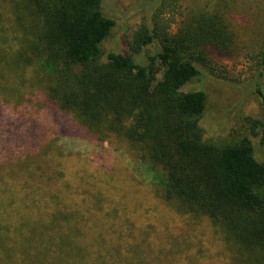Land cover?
I'll return each instance as SVG.
<instances>
[{"label": "trees", "instance_id": "obj_1", "mask_svg": "<svg viewBox=\"0 0 264 264\" xmlns=\"http://www.w3.org/2000/svg\"><path fill=\"white\" fill-rule=\"evenodd\" d=\"M7 1L19 36L0 37L3 105L16 94L17 102L24 101L21 90L25 74L31 72L41 90L30 99L33 106L73 117L101 146L111 138L127 141L139 159L136 170L155 187L161 204L176 216L208 220L220 233L232 264H264V161L257 159L251 136L234 142L207 140L201 123L207 93L203 87L186 90L207 80L205 69L214 56H230L234 40L224 16L194 12L174 32L177 21L163 20L160 8L153 24L144 22L136 29L129 53L104 55L102 45L116 25L104 11V0ZM258 58L264 71V48ZM9 74L15 75L11 90ZM6 91L13 94L1 95ZM256 92L264 110L260 84ZM17 121L22 122L21 116ZM16 123L0 124V264H152L145 238L135 237L125 247L109 243L103 229L123 228L126 213L110 206L105 212L102 192L91 200L103 217L117 221L107 224L102 217L89 239L79 225L80 214L62 201H56L52 212L42 203L46 198L31 206L33 195L23 192L39 183L31 163L43 158L47 165L50 160L43 157L48 151L39 150L47 131H38L35 121L27 131H12L9 127ZM252 124L251 135H260L264 144V121ZM128 198V193L121 196L123 201ZM27 241L33 246L22 249V260L17 245ZM96 246L109 251L110 260L95 254ZM170 247L177 255L182 251L180 244Z\"/></svg>", "mask_w": 264, "mask_h": 264}, {"label": "rangeland", "instance_id": "obj_2", "mask_svg": "<svg viewBox=\"0 0 264 264\" xmlns=\"http://www.w3.org/2000/svg\"><path fill=\"white\" fill-rule=\"evenodd\" d=\"M160 8L163 20L173 17L177 21V25L173 24L171 28L174 32L181 26L180 22L194 12L218 11L224 16L234 40L230 56H214L210 69H205L207 80L191 84L186 90L203 87L207 93L206 111L201 122L207 140L234 142L245 135L251 136L256 157L263 162L264 144H260L261 136L251 135V131L253 120L264 121V110L256 92L257 84L264 91V71L259 66L258 58L264 48V0H104L106 15L116 21L110 36L102 45L104 55L109 52L129 53L136 29L144 22L153 24V17ZM11 9L7 0H0V37L5 35L13 40L19 34L16 30L14 32ZM25 76L27 82L21 90V95H25L23 102L22 99L17 102V94L13 99L9 98L8 106H4L0 100V124L16 123L17 116H21V123L17 121L16 127H9L12 131H27L32 121L37 123L38 131H47L39 150L48 151L43 157L50 160L47 165L42 163L43 158L31 163L32 169H36L39 183L37 189L23 192L33 195L32 207H38L37 202L40 204V199L46 198L42 203L49 204L48 212H52L56 201H62L61 204H67L69 210L80 214L82 218L78 219L79 225L89 239L95 235L94 223H99L97 221L103 217L91 196L102 192L103 198H107L105 212L112 210L107 209L110 206L117 213H126L123 228L116 226L108 231L103 229L110 244H122L125 247L135 237L145 238L148 245L145 252L148 262L153 261L152 264H232L220 233L208 220L194 221L176 216L161 204L155 187L136 170L139 159L127 141L111 138L101 146L98 139L89 137L85 132L87 128L73 117L64 118L44 105L39 108L35 103L33 106L30 99L41 93L40 86L34 81V74L27 72ZM8 77L11 90L15 75L9 74ZM12 94V91H6L1 95ZM19 102L21 106H18ZM64 130L66 134L58 135ZM257 131L261 133L260 129ZM59 152H63V155H58ZM11 178L14 177L8 176L7 180ZM2 189L3 186L1 192ZM125 193L129 195L126 202L121 199ZM48 198L52 202H47ZM156 206H159V210L155 212ZM34 209L39 214L38 209ZM36 218L39 216L36 215ZM114 220L117 221L103 217L107 224L114 225ZM117 223L121 225L122 222ZM142 232L146 234L142 235ZM28 243H18V254H23L22 249L25 247L33 246ZM170 244L182 246L179 255ZM93 252L105 255L110 260L107 254L110 252L103 248L96 246ZM167 252L172 254L166 255ZM21 257L22 260L25 258L23 255Z\"/></svg>", "mask_w": 264, "mask_h": 264}]
</instances>
